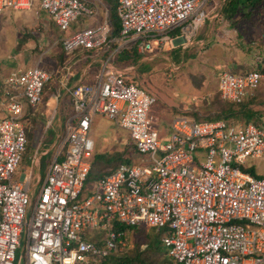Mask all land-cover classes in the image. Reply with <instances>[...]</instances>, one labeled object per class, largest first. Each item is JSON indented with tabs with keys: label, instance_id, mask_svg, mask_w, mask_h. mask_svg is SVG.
Here are the masks:
<instances>
[{
	"label": "built area",
	"instance_id": "1",
	"mask_svg": "<svg viewBox=\"0 0 264 264\" xmlns=\"http://www.w3.org/2000/svg\"><path fill=\"white\" fill-rule=\"evenodd\" d=\"M37 2L65 33L60 42L66 54L103 46L108 55L93 83L68 88L72 113L45 174L34 184L33 202L30 174L15 177L27 144L22 116L25 102L39 103L54 71L17 65L4 79L0 264H99L129 244L127 230L113 227L115 221L155 227L166 254L180 264H264V172L252 175L255 165L248 164V159L264 160V128L176 115L169 140L162 142L149 123L155 95L127 73L109 68L121 50L170 48L176 29L180 39L190 41L205 22L209 0H116L120 27L115 35L102 0ZM33 3L0 0V12L29 10ZM79 18L92 24L70 31ZM262 83L264 68L239 74L224 70L218 92L222 99L240 103ZM95 115L126 129L129 145L146 163L120 162L81 196L94 150L89 130ZM33 157L31 162L39 160ZM94 230L101 232L96 240L90 238Z\"/></svg>",
	"mask_w": 264,
	"mask_h": 264
},
{
	"label": "crops",
	"instance_id": "2",
	"mask_svg": "<svg viewBox=\"0 0 264 264\" xmlns=\"http://www.w3.org/2000/svg\"><path fill=\"white\" fill-rule=\"evenodd\" d=\"M102 1L106 3L108 8L110 7L107 0ZM224 2L225 0H221V7L214 13L213 20L210 19L211 23L209 26L205 27L207 21L203 23L190 41L185 43L180 39L178 29L174 30L172 32V44L170 48L166 49L170 50V52L176 49H180V52H184L185 50L191 52L190 49L193 47L197 50L200 49V55L197 57L199 63L202 62L203 65L193 66L194 68L191 70L192 72L197 70L200 74L197 83L194 84L193 82L192 88L200 90L202 87L205 88L208 83L210 86L207 93L208 96L211 95V92L218 93L219 77H215L214 73H220L226 68L235 72L239 67L242 70L245 68L244 72L248 67L251 69L257 66L264 59V53L255 51V48L264 50V33L262 37L252 39L253 36L250 32L253 25L249 26L251 24L249 15L244 16L243 13L238 12L236 15L231 16L227 10L225 12L221 10L225 7ZM38 8V2L34 0L33 7L29 10L6 9L0 12V49H6V51L11 52L10 58L12 60L16 59V61H10V65L17 66L18 62H22L28 66L37 64L42 68L54 71V77L46 84L37 107L39 114H42L41 118L43 122L37 121V111L32 114L34 115L33 117L28 118L25 116V120L33 121L34 124H43L48 121L49 126L47 130L49 129V132L47 137L50 141L46 143V150H40L37 154L39 159L47 157L48 164L50 159V156L48 157L49 151H52L57 139L61 135L65 119L72 113L68 88L77 82L93 83L96 75L100 72L102 60L108 55V50L103 48L96 49L93 52L79 48L70 55L66 54L60 42V38L65 33L58 30L49 15ZM242 16L244 19L240 20ZM90 24L92 23L79 18L76 23L72 24L70 31ZM233 34L236 35V39H232ZM235 41H237L238 45H241L240 48L239 46L236 48L232 45ZM248 43L251 47L249 48V54L243 55L242 46ZM161 54H163L161 50L145 53L144 58L137 64L129 65L116 63L115 60L117 58L115 59L113 55L109 61V68L114 71L127 73L134 83L155 95L156 100L151 105L148 113L149 123L158 132L160 140L166 142L170 137L171 122L174 116L184 115L193 120L208 119V117L221 113V108H215V105L217 104V100L222 101L212 97L210 104H213V108L208 109L210 105H199L196 100L197 93L193 94L188 91L187 87L183 88L186 89L185 91H170L169 94L158 86L154 82V79L160 77V69H157V67L160 65V61H162V58L159 57ZM172 56L174 57V63L170 62L172 61L170 58L169 63L174 67L175 63L178 65V62H176L178 59H175V53ZM4 79L5 77L0 81V90L1 87L3 90ZM254 92L255 95L253 97L247 98L240 103L252 112V119L259 124V127L264 128V83L257 87ZM28 108L31 107L25 103V115L28 113ZM53 113L54 115L51 116ZM4 115L5 112L2 109L0 101V117ZM227 120L234 122L233 119ZM89 135L94 141L90 165L93 164L98 171H102V169L106 170L104 173L98 174L99 176L113 170V167L115 168L116 165L123 161L133 162L137 160L139 161L138 163H146L145 158L129 145L126 129L118 127L113 121L102 115H95L93 117ZM101 139H104L106 143H102ZM43 146L45 147V143H43ZM36 149L37 147H34L32 153L36 152ZM115 155L120 156L121 160L112 166L108 164L98 166L93 161L96 157L104 158ZM93 182L94 180L92 184ZM36 191L33 193L36 194ZM18 254H20V250Z\"/></svg>",
	"mask_w": 264,
	"mask_h": 264
},
{
	"label": "rangeland",
	"instance_id": "3",
	"mask_svg": "<svg viewBox=\"0 0 264 264\" xmlns=\"http://www.w3.org/2000/svg\"><path fill=\"white\" fill-rule=\"evenodd\" d=\"M103 2V1H102ZM103 4L105 6L106 3L103 2ZM221 7V0H209L208 6H207V17L205 19L206 25L205 27H208L209 24L211 23V20H213L214 18V13L216 11H218ZM251 25H253L252 31L250 32L253 36L252 39H257L261 37V33H264V0H262L260 3H256L252 8H251ZM204 22V23H205ZM84 23V22H83ZM236 27V26H235ZM72 28V27H71ZM74 28V27H73ZM237 29V27H236ZM233 37V38H232ZM232 39H236V35L233 34L232 35ZM249 38H250V34H249ZM251 40V39H250ZM261 46V45H260ZM168 51V52H165ZM200 51V50H197ZM255 51L260 52V50L255 48ZM193 52V51H192ZM262 53H264V50H261ZM161 54L159 57H161L162 61H160V65L157 67V69H160V77L157 79H154L155 83L160 86L161 88H163L166 92H170V91H182V90H186L183 88H188V91L192 92L193 94H196L197 98L196 100L198 101L199 105H203V106H207L210 105L208 109H212L213 108V104H210L211 98L217 96L218 93H212L211 95L208 96L207 93L209 92V84L207 83V86L205 88H200V90L198 88H192L193 86V82L194 84L197 83V79H199L200 74L198 73L197 70H194L193 72L191 71L194 67L193 66H199V64L203 65L202 62L199 63L198 57H192V58H187L186 61L182 60L180 62H178V65L175 63L174 67L173 65L169 63V58L171 63H174V57L172 56V53L170 54V50H161ZM16 54V53H15ZM0 56L1 60H0V81L1 79H3L4 77L6 78L8 76V73L11 71V69L15 66L10 65V61H13L16 59H11V52L6 51V49H0ZM201 57V56H200ZM30 63H32V61H30ZM17 65H19L20 67H27L28 65L22 63V62H18ZM192 67V68H191ZM196 68V67H195ZM221 73H214L213 75L215 77H219ZM4 82V81H3ZM2 92V87L0 90V94ZM170 94V93H169ZM203 96V97H202ZM3 97H0V101H2ZM209 101V102H208ZM37 107L38 104H36L35 106H33V108H31L32 110L29 111V113L33 114L34 112L37 111ZM56 110V109H55ZM57 112V110H56ZM38 116H36V119L38 122H43L42 118H41V113L39 114V112H36ZM53 114H51V116H53ZM31 117H33L32 115H30ZM52 118V117H51ZM32 120V119H30ZM49 120V119H48ZM36 121V122H37ZM51 123V122H50ZM24 125L25 128L27 130L28 133L31 134V139L27 145L26 151L22 156L19 168L17 170V173L15 175V177L18 179L19 176L22 173H26V174H30L32 183L34 185V183L37 181L38 176H43L45 174L46 171V167H47V157H42L39 160L35 159L36 155L39 153L40 150L44 151L46 150L45 148L47 147L48 141H50L47 137L49 129L47 130L48 125V121L46 123H41V124H34V122H30L28 119L24 120ZM54 125V123H53ZM51 128V127H50ZM58 133V132H57ZM102 143H106V141L104 139H101ZM43 143H45V147L43 146ZM56 145V144H55ZM37 147L36 150V154H33V148ZM55 146L52 148V151H49V155L48 157L54 153L53 151H55ZM52 152V153H51ZM34 155L33 159H35L34 162H31L29 159V156ZM47 155V154H46ZM104 160V161H103ZM119 160H121L120 156H106L104 158H100V157H96L94 158V163H96L98 166H104L105 164L108 165H115ZM133 162L138 163L139 161L134 160ZM252 163L254 164V168L252 170H250V173L252 175H256L257 172L258 173H263L264 172V160L261 158H254V159H248V164ZM105 168V167H104ZM96 172V170L94 169L89 178L90 180H93L94 178V173ZM106 170L102 169V171H97L96 173H104ZM38 185H34V192L36 191ZM33 187V186H32ZM86 190V189H85ZM34 197H35V193H33L32 195V202L34 201ZM96 231L94 230V233ZM97 233V232H96ZM161 231H157V229L155 227H148L146 225H139V226H130V228L127 229V236H128V246L125 249L124 253H132L134 250V248L136 247V244H138V247L140 249L145 247V243H146V239L147 237H161ZM123 253V254H124Z\"/></svg>",
	"mask_w": 264,
	"mask_h": 264
},
{
	"label": "trees",
	"instance_id": "4",
	"mask_svg": "<svg viewBox=\"0 0 264 264\" xmlns=\"http://www.w3.org/2000/svg\"><path fill=\"white\" fill-rule=\"evenodd\" d=\"M261 1L262 0H225V2H224L225 7L222 8L221 10H223L224 12L227 10L231 16H234L238 12H240V13H243L244 16L249 15V18H251V13H252L251 8L256 3H260ZM107 2L110 6L108 9H109V15L111 18V22H112V34L115 35L118 33L119 27H120V21L117 18V13H116V9H115L116 0H107ZM242 19H244L243 16L240 18V20H242ZM262 36H263V33H261V37ZM248 44H245L242 46L243 47V51H242L243 55L249 54V48H251V47H250V44H249V46H248ZM232 45L235 46L236 48L238 46L240 48V46H241V45L237 44V41L233 42ZM247 46H248V48H246ZM103 48L104 47L101 46L97 50L103 49ZM84 50L94 52V50H96V49H84ZM236 50H239V49H236ZM190 51L191 52L193 51V52L191 53V52H188L187 50H185L184 52H182V51L180 52V49H176L173 52H170V54L175 53V59H178L176 62H179L182 60L186 61L187 58H192V57L200 55V51H197V49H195L194 47L191 48ZM260 52H261V50H260ZM144 54L145 53H140V52L136 51L135 48L128 49V50L127 49L121 50L114 55L115 59L117 58L115 60V62L119 63L120 65L137 64L142 58H144ZM252 68L263 69L264 68V59H263V61H261V63H258L257 66L252 67ZM47 70L50 71L49 69H47ZM225 70H230V69L226 68ZM243 70H245V68ZM243 70L241 67H239V69H236L235 72L232 70H230V71H232L236 74H239V73H243ZM247 70H249V67L247 68ZM53 77H54V74L52 75L51 79ZM50 80L48 82H50ZM48 82L45 83V85L43 86L42 93H43V90H44L46 84H48ZM42 93H41V96H42ZM213 98H215L216 100L220 99L222 101V102H220L217 100V104L215 105V108L216 107H219V109L221 108V110H220L221 113L218 115L208 117V119H205V118L197 119L198 121L218 120V119H225V120L233 119L234 122H241L244 124L252 122L254 125L259 126V124H257L252 119V117H253L252 112L247 110V108H245L243 105H241V103L235 104V103L229 102L227 100H224L220 97L219 92H218L217 96H215ZM26 104H28V103H26ZM30 107L33 108V106H30ZM31 108H28V113L26 115L23 112V116H22L23 123L25 120V116H27L28 118L31 117L30 115H32V114L29 113V111L32 110ZM32 116H34V115H32ZM25 131H26V138H27V144H26V148H27V145L31 139V134L27 132L26 128H25ZM94 169L96 170V172L98 171L94 167V165L91 164L89 173H88L86 180L84 182L83 192L81 193V196L84 195L85 193L89 192V190L92 188V185H93L92 181L94 180V182H95L100 177L99 176L100 173L99 172L96 173L94 171L95 176H94L93 180H90L89 176ZM113 169H114V167H113ZM113 227L120 228V229H126V230L128 228H130V226H123L116 221L113 223ZM95 231L97 233L96 232L94 233V231H93L92 236L90 237L93 240H96L97 237L99 235H101L100 231H97V230H95ZM133 250L134 251L132 253L126 252L124 254L123 253H120V254L116 253V254L107 255L104 259H102V261L99 262V264H180L166 254V250H165L164 246L162 245V243L160 242L159 237H147L144 248L140 249L138 247V244H136V247ZM76 264H80V263H76Z\"/></svg>",
	"mask_w": 264,
	"mask_h": 264
},
{
	"label": "bare ground",
	"instance_id": "5",
	"mask_svg": "<svg viewBox=\"0 0 264 264\" xmlns=\"http://www.w3.org/2000/svg\"><path fill=\"white\" fill-rule=\"evenodd\" d=\"M57 107V106H56Z\"/></svg>",
	"mask_w": 264,
	"mask_h": 264
}]
</instances>
